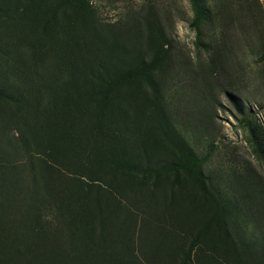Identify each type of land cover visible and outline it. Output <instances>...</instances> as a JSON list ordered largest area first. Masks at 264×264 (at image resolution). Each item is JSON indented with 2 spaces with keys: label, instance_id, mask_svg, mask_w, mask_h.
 Returning <instances> with one entry per match:
<instances>
[{
  "label": "rangeland",
  "instance_id": "374dc122",
  "mask_svg": "<svg viewBox=\"0 0 264 264\" xmlns=\"http://www.w3.org/2000/svg\"><path fill=\"white\" fill-rule=\"evenodd\" d=\"M0 264H264V0H0Z\"/></svg>",
  "mask_w": 264,
  "mask_h": 264
}]
</instances>
